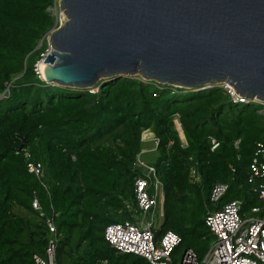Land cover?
Returning a JSON list of instances; mask_svg holds the SVG:
<instances>
[{
    "label": "trees",
    "instance_id": "trees-1",
    "mask_svg": "<svg viewBox=\"0 0 264 264\" xmlns=\"http://www.w3.org/2000/svg\"><path fill=\"white\" fill-rule=\"evenodd\" d=\"M52 4L0 0V95L11 81L0 99V264H34L32 255H43L42 219L13 213L15 208L37 217L33 197L53 221L56 264H148L103 239L105 226L133 222L139 214L133 180L141 171L136 158L143 131L149 132L143 138L156 139L154 158L146 163L163 194L154 238L176 234L175 251L191 249L200 264L211 240L203 221L207 210L239 200L241 216H249L251 208L263 206L253 192L257 182L248 180L256 144H264L261 106L233 104L220 88L183 92L138 77L98 80L95 94L46 85L33 65L46 47L37 43L54 23L47 11ZM209 137L218 142L213 151ZM28 163L39 164L43 177L29 173ZM193 164L198 183L189 178ZM216 184L227 188L211 206Z\"/></svg>",
    "mask_w": 264,
    "mask_h": 264
},
{
    "label": "water",
    "instance_id": "water-1",
    "mask_svg": "<svg viewBox=\"0 0 264 264\" xmlns=\"http://www.w3.org/2000/svg\"><path fill=\"white\" fill-rule=\"evenodd\" d=\"M59 5L66 22L49 36L52 50L42 62L46 85L82 90L100 79L137 74L183 89L227 81L241 96L264 101V0ZM22 147L23 141L17 153Z\"/></svg>",
    "mask_w": 264,
    "mask_h": 264
},
{
    "label": "built area",
    "instance_id": "built-area-1",
    "mask_svg": "<svg viewBox=\"0 0 264 264\" xmlns=\"http://www.w3.org/2000/svg\"><path fill=\"white\" fill-rule=\"evenodd\" d=\"M47 11L54 18V23L39 42L40 46L41 42L44 41L46 47L33 65V72L43 83V74L39 72L38 68L40 66L44 68L42 62L52 50L49 36L66 22L64 10L60 7L59 0H53L52 6L48 7ZM137 76L141 81H146L139 75ZM170 87L179 90V87ZM212 88H220L233 104L260 105L261 109L258 112L264 114L263 100L241 96L237 93L235 87L227 81L205 84L194 89H180L186 92L187 90L201 91ZM85 90L89 94H95L97 87H90ZM172 91V93H179V91ZM173 125L175 130L179 126L176 118H173ZM146 133L149 132L143 131L141 133L140 141L142 144L149 141L155 147L156 139L152 134L143 138ZM208 141L210 151L215 150L218 142L212 137H209ZM237 143L238 141H235L233 144L235 148ZM153 150L154 148L150 151ZM146 152H149V150ZM143 153L145 154V150L142 149L140 157ZM25 157H28V155L25 154ZM140 157L137 155L136 158V164L141 170L140 175L133 180L134 199L139 214L134 217L133 222L123 221L105 226L103 239L117 252L135 255L144 259L148 264H199L191 249L175 251L180 243V239L176 234L167 231L158 239L154 238L153 230L158 226L154 224V220L156 218L161 220L162 217V186L154 168L147 163L141 162ZM27 171L32 173L37 179L43 177L42 167L37 163H28ZM189 178L194 183H198L200 180L195 164L189 167ZM248 180L257 182L253 192L263 206L251 208V215L249 216H241V202L239 200L230 201L217 210H207L203 221L212 238L200 264H264V144L262 143L256 144L248 164ZM226 188L225 184L213 186L209 195L211 206L217 203ZM30 204L32 210L42 219L47 233V242L43 255L33 254V263L56 264L57 235L53 221L43 213L35 197H33Z\"/></svg>",
    "mask_w": 264,
    "mask_h": 264
},
{
    "label": "rangeland",
    "instance_id": "rangeland-1",
    "mask_svg": "<svg viewBox=\"0 0 264 264\" xmlns=\"http://www.w3.org/2000/svg\"><path fill=\"white\" fill-rule=\"evenodd\" d=\"M132 77H138V76H137V75H134V76H132ZM100 80H104V79H100ZM176 130H177V132H178V136H179L180 140L182 141V140H183V137H182V135H181V132H180L179 126L176 127ZM148 142H149V141L145 142V144H142V147H148L149 150H150V149H153V148H154L153 144L151 143V145H150V142H149V143H148ZM149 145H150V146H149ZM152 152H153V151H151V152L149 151V152H147V153L141 155V157H140V161L146 163V161L153 159V158H154V155H153ZM13 213H14L15 215H18L19 217H22V218H24V219L30 220L31 222H33V221H38V220H39V217H38V216L36 217V215H34V214H32V213L25 212L24 210H21V209H15V208H14V209H13ZM35 213H36V212H35ZM46 215H47V213H46ZM159 223H160V219H159V218H156V219L154 220V224H155V225H158ZM211 238H212V237H211Z\"/></svg>",
    "mask_w": 264,
    "mask_h": 264
},
{
    "label": "crops",
    "instance_id": "crops-1",
    "mask_svg": "<svg viewBox=\"0 0 264 264\" xmlns=\"http://www.w3.org/2000/svg\"><path fill=\"white\" fill-rule=\"evenodd\" d=\"M148 143H149V142H148ZM143 144H145V142H144ZM150 145H151V142H150ZM150 145H149V146H150ZM143 150H145V153H147L146 151H148L149 148H148V147H143ZM150 150H151V149H150ZM150 150H149V151H150ZM150 152H151V151H150ZM143 154H144V153H143Z\"/></svg>",
    "mask_w": 264,
    "mask_h": 264
},
{
    "label": "bare ground",
    "instance_id": "bare-ground-1",
    "mask_svg": "<svg viewBox=\"0 0 264 264\" xmlns=\"http://www.w3.org/2000/svg\"><path fill=\"white\" fill-rule=\"evenodd\" d=\"M38 69H39V72L43 74V67L40 66Z\"/></svg>",
    "mask_w": 264,
    "mask_h": 264
}]
</instances>
